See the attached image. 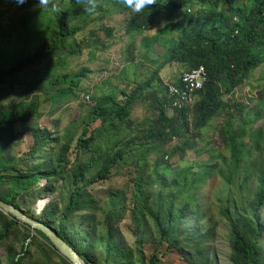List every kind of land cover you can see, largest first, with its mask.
I'll list each match as a JSON object with an SVG mask.
<instances>
[{"label": "rangeland", "instance_id": "obj_1", "mask_svg": "<svg viewBox=\"0 0 264 264\" xmlns=\"http://www.w3.org/2000/svg\"><path fill=\"white\" fill-rule=\"evenodd\" d=\"M80 1L84 3L80 14L84 27L69 41L72 46L42 66L27 69L18 77L0 84V166L12 165L26 170V164L30 161L25 153L34 143L35 135L42 131L52 141L49 149L42 152L39 170L45 172L51 169L65 142V133L80 130L83 118H92L91 111L99 97L129 87L133 81L142 82L150 78L165 59L168 44L162 40H150L168 23L165 11L156 17L151 26L132 35L125 30L126 20L132 12L129 8L110 0H95V9L85 11L86 0ZM161 1L154 0V4L158 6ZM194 1L189 0L174 20L185 24V12L195 15L203 8L201 12H208L207 4ZM239 2L247 3L248 0ZM62 6L60 0H49L47 6L38 5L37 0H25L23 4H17L16 0H0V34L4 32L6 38L0 39V69L9 67L15 56L20 58L23 54L24 57L45 43L48 32L46 23L31 31L27 22L38 16L51 18ZM205 16L210 17L211 14ZM26 24L28 34L27 30L24 31ZM109 28L110 32L107 31ZM143 37L147 38L149 45L143 46ZM187 68L179 63H167L159 68L151 88L137 95L125 119L117 120L115 125L109 121L95 125L90 146L73 153L80 163L91 164L87 177L102 166L105 152L114 154L119 149L128 152L120 161L123 170L92 185L91 189L92 194L102 202V211L96 218L99 232L103 231L100 222L104 221L109 210L127 208L126 215H123L125 221L119 225L115 237L126 250L133 251L135 259H142L136 264H149L150 250L158 246L160 230L165 229L169 205L173 206L175 214H182L183 223L178 225L176 222L174 229H167L165 239H193L198 234V242L204 249L200 250L202 257L196 264H206V260L208 264H232L229 218L240 230L247 226L248 221H255L252 208L258 195L260 162L264 156V63L252 72L235 94L228 96L232 109L238 110L239 117L246 119L252 130L260 134L257 139H243L245 141L240 145L237 164L230 150L220 141L223 127V117L220 115L202 131V136L191 137L186 148L187 137L177 136L165 145L155 144L146 138L148 131L156 124L160 106L164 104L168 116L177 115L178 112L168 101L169 93L160 88L172 84ZM85 69L89 71L85 76H80ZM71 79L78 80L79 86L72 87ZM167 96L168 102L164 103ZM30 103H34L35 109L27 112ZM25 113H30L28 119L24 123L17 121ZM204 165L215 169L201 181L198 172ZM132 178L143 185L141 198L136 197ZM63 184L62 206L67 201V191L70 189L68 180ZM59 185L53 186V191ZM38 187L46 188L43 176ZM53 191L42 197L50 196ZM36 197L37 192L34 191L29 198L22 199L20 206L41 217V214H36L38 204L42 206L43 202ZM48 199L50 201L49 197L43 200ZM156 215L161 216L158 225L153 218ZM91 219L92 216H89L79 222L78 227L71 226L69 231L72 236L86 235ZM258 220L261 224L260 235L256 229L254 239L258 242L264 263V205L259 209ZM26 235L23 224L19 223L5 243L0 245V264H8L10 256H18L22 245L30 247L34 260L39 259L42 248L56 264H65L40 235L31 231V238L25 240ZM143 248L145 255L140 254ZM96 258L103 261L100 253ZM164 260L158 261V264H164ZM121 261L110 258L105 263L118 264Z\"/></svg>", "mask_w": 264, "mask_h": 264}, {"label": "trees", "instance_id": "obj_2", "mask_svg": "<svg viewBox=\"0 0 264 264\" xmlns=\"http://www.w3.org/2000/svg\"><path fill=\"white\" fill-rule=\"evenodd\" d=\"M60 1L63 5L62 8L57 10L51 18L38 16L27 22L31 31L42 23H46L48 31L46 41L24 57L23 54L20 58L15 56L9 67L0 69V84H5L10 79L18 77L27 69L42 66L46 61L57 57L60 52L72 46L69 41L84 27V21L80 19L84 3L80 0ZM110 1L121 3L124 6L123 1ZM188 2L189 0H162L158 6L153 4L142 9L139 13L131 12L126 20L125 30L133 35L141 33L145 28L151 26L156 17L161 16V13L165 11L168 23L159 33L150 38L152 42L162 40L168 44L165 59L157 68L159 69L167 63L170 65L179 63L188 67L186 71L204 66L208 73V81L197 92V99L193 105L185 106L182 109L175 108L170 96L169 100L168 96L166 97L164 103L169 101L170 106L178 113L174 117L168 116L162 102L163 105L157 110L156 124L148 131L146 138L149 139L148 141H154L155 144L165 145L177 136L187 137L184 145L186 148L191 137L202 136V131L220 115L223 117L220 141L230 150L231 157L237 164L240 145L245 141L243 139H257L260 134L259 131L252 130L246 119L239 117L238 110L232 109L228 96L235 94L238 87L248 81L252 72L264 63V0H248L247 3H238V0H195V3L207 4L208 12L203 11V14L201 11L204 8L197 11L195 15L185 12L184 14H187L185 24L179 20L175 21L174 18L182 13L183 6ZM205 14H211V16L206 17ZM28 24L24 26L25 32L28 29ZM29 30H27V34ZM107 31L110 32L111 29L109 28ZM173 32H176L177 35ZM163 33L170 35H163ZM4 36L5 33L1 32L0 39L6 40ZM146 41L147 38L143 37V46L149 45ZM157 70L150 78L142 82L133 81L129 87H122L114 93L99 97L96 106L91 111L92 118L90 120L83 118L80 130L76 129L65 133V142L62 143L51 169L45 172L39 170L42 152L49 149V143L52 141L42 131L35 135L34 143L25 153L26 156H29L30 161L29 164H26V170H19L12 165L0 166V199L15 205L30 216H35L30 211L21 208L22 199L29 198L36 191V198L42 200L39 201L44 205L43 199L49 197L50 201L41 211V217H35L52 227L79 253L86 264H106L105 261L110 258L121 259L122 261L118 264H136L137 261H142L141 258L135 259L133 251L126 250L115 237L119 225L125 221L123 215H126L127 208L109 210L104 221L100 222L103 231L97 230L96 218L102 211V202L96 198L95 194H92L91 189L92 185L109 179L119 170H123L120 161L125 158L128 152L121 149L114 154L105 152L102 166L87 177L86 174L91 164L80 163L73 153L76 154L79 150L90 146L97 124L109 121L115 125L117 120L125 119L129 114L130 105L137 95L144 89L151 88ZM88 71V69L83 70L80 76H85ZM70 82L72 87L79 86L78 80L71 79ZM172 83L180 85L179 78ZM160 89L168 92L169 87L161 86ZM34 106V103H30L27 112L33 111ZM29 114L25 113L17 121L24 123ZM143 140L145 139L143 138ZM214 169L215 167L209 169L207 165L201 166L198 172L201 175V181L209 177ZM41 176L46 180L45 189L38 187ZM60 180H68L70 185L64 206L60 202L65 187L63 186L64 181H61L60 185L58 184ZM132 182L136 197L141 198L142 183L136 178H132ZM56 185H59L58 189L53 191V186ZM50 191H53L50 196L42 197L43 194ZM263 205L264 156L260 162L258 195L252 208V216L255 221H248L247 226L240 230L237 224L229 218L233 250L232 264H264L260 257L258 242L254 239L256 229L258 236L260 235L261 224H259L258 213ZM89 216H92V219L89 223L90 228L86 231L87 234L72 236L69 231L70 227H78V223ZM153 218L156 225L160 224L161 216L156 215ZM182 218V214H175L173 206L169 205L166 210L165 229L160 230L161 239L158 246L153 248L154 250H150L149 264H158V261L161 262L162 259H166L164 264H196L199 258L201 259L200 250L204 248L198 242V234L193 239L192 237L176 238L172 241L165 239L168 234V232L166 233L167 229H174L176 222L181 225ZM19 223L21 222L0 210V245L5 243L11 231ZM23 227L27 232L25 236V240H27L31 238L32 230L24 224ZM34 233L48 241L52 250L65 264H71L64 257L59 256L42 232L34 230ZM144 248L140 252L142 255L146 254ZM19 253L18 256H10L8 264H25L26 262L28 264H56L42 248L39 250L38 260H34L28 245H22ZM98 253L103 257L101 262L96 258ZM206 264H208V260H206Z\"/></svg>", "mask_w": 264, "mask_h": 264}, {"label": "water", "instance_id": "obj_3", "mask_svg": "<svg viewBox=\"0 0 264 264\" xmlns=\"http://www.w3.org/2000/svg\"><path fill=\"white\" fill-rule=\"evenodd\" d=\"M47 202H49V199L46 200L44 205L40 208V204H38L39 209L37 210L36 215L41 213ZM0 210L29 227L32 231L38 230L42 232L49 239L53 248L56 249L55 251L71 264H86L79 253L72 246H70L66 240L61 238L52 227L38 220L35 216H30L15 205L8 204L1 199Z\"/></svg>", "mask_w": 264, "mask_h": 264}, {"label": "built area", "instance_id": "obj_4", "mask_svg": "<svg viewBox=\"0 0 264 264\" xmlns=\"http://www.w3.org/2000/svg\"><path fill=\"white\" fill-rule=\"evenodd\" d=\"M180 85L170 84L167 87L169 96L175 108L182 109L185 106H191L195 102L196 94L208 81V73L204 66L185 71L181 74ZM88 98V95H86Z\"/></svg>", "mask_w": 264, "mask_h": 264}, {"label": "clouds", "instance_id": "obj_5", "mask_svg": "<svg viewBox=\"0 0 264 264\" xmlns=\"http://www.w3.org/2000/svg\"><path fill=\"white\" fill-rule=\"evenodd\" d=\"M17 4L25 3V0H16ZM38 5L47 6L49 0H37ZM125 7L129 8L132 12L139 13L142 9L152 6L154 0H123ZM96 7L95 0H86L85 11H93Z\"/></svg>", "mask_w": 264, "mask_h": 264}]
</instances>
